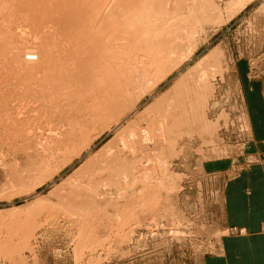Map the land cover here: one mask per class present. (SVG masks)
I'll use <instances>...</instances> for the list:
<instances>
[{"label": "rangeland", "instance_id": "obj_1", "mask_svg": "<svg viewBox=\"0 0 264 264\" xmlns=\"http://www.w3.org/2000/svg\"><path fill=\"white\" fill-rule=\"evenodd\" d=\"M22 1L0 0V68L17 74L0 70V264H206L226 232L228 173L211 165L233 171L254 158L243 81L264 82V0H147L159 8L151 28L176 43L175 54L147 71L154 49L139 47L142 72L133 74L123 114L81 131L70 110L92 95L76 72L67 70L59 87L66 110L38 114L33 100L12 97L27 96L21 72L67 60L72 44L55 33L80 22L91 32L103 0H78L69 19L70 0ZM122 15L123 7L108 9L99 32L120 39L123 25H111Z\"/></svg>", "mask_w": 264, "mask_h": 264}, {"label": "bare ground", "instance_id": "obj_2", "mask_svg": "<svg viewBox=\"0 0 264 264\" xmlns=\"http://www.w3.org/2000/svg\"><path fill=\"white\" fill-rule=\"evenodd\" d=\"M18 1L19 0H17V2ZM41 1H43V0H41ZM48 1H50V0H48ZM98 1L99 0H94L93 3H97ZM154 1L152 0V2H154ZM76 2H78V0H72V2H71V0L68 2H64L63 6H65V7H68V3L72 5V7H70V9H69L70 10L69 16L67 15L68 19L71 16L72 12L73 13L75 12L74 9H72V8H74V3H76ZM19 3L20 2H18V4ZM43 3L46 4V2H43ZM158 3L160 4V2H158ZM31 4H28V5L30 6ZM19 5L21 6V4H19ZM50 6H52V5L50 4ZM118 7H123V15H122L123 18L120 20H115L113 22V24L111 25V28H112L111 30L116 29L118 25H123V28H119L120 31H118V34H117V36L118 35L121 36L122 42H123L122 44L117 42L121 38L120 39H114V40L110 39L114 36V35L110 34V31L101 33V32H99V30L97 28L98 27L97 25L101 21L105 12L108 11V9L118 10ZM47 8H48V6H47ZM99 8L100 9L98 12L91 14V20L89 23H87V25H89V29L92 27L91 32H85L83 34V32L81 30H82V27L84 26V24L82 22H80V23H77V25L76 24L73 25L74 27H77L76 31H75V28H74V30H72V28H71V31H70V26H68L67 25L68 23H67L66 24L67 25L66 26L67 31L65 33H62V35H61V32L55 33L57 35L60 34L59 36L56 35L55 36L56 38L58 37V39H60V40L62 38H65L67 41H69V42H66V44H65L59 40L60 42H62L64 44V46L65 45L67 46L68 43L72 44V45H70V44L68 45L69 46L67 48L68 50L66 49V51L63 54V55H66V57L68 56L67 60H65V61L62 60L59 63L58 62L59 56L57 55L56 58H58V59H56V60L59 64L64 63L63 65L61 64L63 67L58 66L59 65L58 63H55V64L53 63L55 65V67H53V64L51 62L50 63L52 64V66H50V65L47 66L46 62H45L46 60H43L44 62L39 63L37 66H35L34 69H32V71L26 70L25 71L26 73H23V74H21L22 73L21 72L20 73L21 76L20 75L18 76V77H20L19 84L22 85L23 83L27 82V83H25V85L27 87V90H25V91L28 93H27V96H23V97H19V96L14 97L13 96L14 94H13L12 95L13 100L12 99L11 100L13 102H15V104H19V103H23V102L25 103V100H30V101L33 100L34 103L38 102L37 104L32 103V104H34L33 110L34 109L38 110V114H39V111H43L45 107L47 109L45 108L44 111H47V110L50 111L51 110L54 112V110H57V111L58 110L59 111L60 110H62V111L66 110V107H68V106L65 107L62 104L60 105V100L63 97V95L66 93L63 92L59 87L65 82L64 79H67L66 76H67L68 72H67V74L65 73L67 70L72 71V72H76L75 75H76L77 79L74 77L75 83L78 84V87H80L81 90L82 89L85 90V93L87 95L88 94L92 95L91 101H88V99H85V98H80V101L76 103V109L73 108L70 110V115L72 117L73 127L75 128V130L81 131L83 127H86L89 124H93V123L104 124V123H106L107 118H108V114L111 112H113L112 115L114 114V116L119 117V115L122 112H124L125 108H127V105L132 98V94L129 93V90H130L129 86H131L132 81H134L133 74L136 72H139V73L142 72L141 67L134 66L136 64V63L134 64V62L137 60L135 55H138V53L140 51L139 47L150 45L154 49L150 53L152 55L150 62H148L147 63L148 66L145 67V69L147 71L154 70L156 67H158V65L161 64V61L163 59L164 60L162 61V63L165 62L166 60L169 62L171 61L172 56L176 52V47H175L176 43L174 41H172L171 39H167L166 37H164V32L161 31L162 28L152 29L150 26L151 22L158 20L157 15L159 14V10H158L159 8L157 10L151 8L150 3H148L147 0H103L101 6ZM24 9H26V8H24ZM16 10H18V9H16ZM50 10H51V7H50ZM69 10H67V11H69ZM75 10L79 11V9H77V8ZM54 12H56V11H54ZM39 13H41V11L38 12L37 15ZM46 14H48V11ZM55 14L56 13H54V15ZM61 14H62V12H61ZM76 14H77V12H76ZM149 14H152L150 16H152L151 18L153 20L150 17L147 20V16ZM39 15H41V14H39ZM67 16L62 15V16H59L60 18H57V17L56 18L59 20V22L64 24V21L66 20L65 18ZM20 19H22V18H20ZM20 19H18V20H20ZM23 19L25 20V18H23ZM50 19H51V17H50ZM71 19H72V17L70 18V20ZM51 21H53V20H51ZM72 22H74V20ZM49 23H47V24H49ZM59 25H57V26H59ZM20 28L21 27L18 26L16 28V30H18ZM62 31H63V29H62ZM69 31L71 32V34ZM0 32H2V31L0 30ZM7 32L10 33V36H12L13 34H16L15 30H13V29H11L10 31H7ZM2 34H3V32H2ZM52 34H53V32H52ZM0 36H2L1 33H0ZM46 37H50V36L47 35ZM52 37H54V36H52ZM47 42H49V41H47ZM53 42H55V41L53 40ZM58 42L56 40V43H58ZM49 43H51V42H49ZM114 43L119 44L118 48H116L113 45ZM110 44H112V47L110 46ZM47 46H49V44ZM59 47H61V46H59ZM112 48H113V50L116 51V57L115 58L114 57L112 58L109 56L110 54H112V52H111ZM48 51L45 50V52L51 53V51H49V52ZM56 51H57V49H56ZM162 52H164V53H162ZM64 58H65V56H64ZM54 61H55V59H54ZM144 65H145V63H144ZM2 66H1L0 70L5 69V71L7 73L10 72V76H12L11 74L14 75L13 72H15V74H16L15 69H12V68L10 69V67H8L7 65H4V64ZM8 69H10V71ZM138 69H141V70H138ZM12 70H13V72H12ZM6 72H4V73H6ZM72 72H69L70 76H72V74H70ZM4 73H2V74H4ZM2 74H1V76L4 77ZM64 74H65V77H64ZM8 75H9V73H8ZM16 76H17V74H16ZM27 77H29V79H27ZM52 78H53V80H52ZM68 80H71V78H69ZM21 85H19V87ZM17 86L15 88H19ZM48 89H52V90L54 89V92H53L54 99L51 100L50 105H47L48 106L47 107L46 104H48V103H45V98H46V92L48 91ZM47 101H48V99H47ZM25 104H27V103H25ZM22 106H24V105H22ZM25 108H27V107H25ZM69 108H71V107H69ZM29 109H31V108H29ZM72 110L73 111L76 110L75 113ZM81 112H83V113L81 114ZM40 114H42V112H40ZM45 114H47V113H45ZM109 115H111V114H109ZM20 122H21V120H20ZM22 124H23V122H22ZM20 126H22V125H20ZM29 126H31V123ZM73 127H72V129H73ZM16 128H19V127L17 126ZM20 128H22V127H20ZM26 129H27V127H26ZM13 135H14V133H13Z\"/></svg>", "mask_w": 264, "mask_h": 264}, {"label": "crops", "instance_id": "obj_3", "mask_svg": "<svg viewBox=\"0 0 264 264\" xmlns=\"http://www.w3.org/2000/svg\"><path fill=\"white\" fill-rule=\"evenodd\" d=\"M243 82L254 158L233 171L234 165H211L228 173L223 190L226 232L206 264H264V82Z\"/></svg>", "mask_w": 264, "mask_h": 264}]
</instances>
